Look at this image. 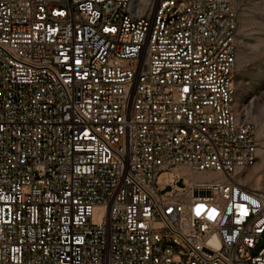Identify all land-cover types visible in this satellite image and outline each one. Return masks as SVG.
Instances as JSON below:
<instances>
[{
	"label": "built area",
	"instance_id": "built-area-1",
	"mask_svg": "<svg viewBox=\"0 0 264 264\" xmlns=\"http://www.w3.org/2000/svg\"><path fill=\"white\" fill-rule=\"evenodd\" d=\"M236 32L231 0H0V264H264Z\"/></svg>",
	"mask_w": 264,
	"mask_h": 264
},
{
	"label": "rangeland",
	"instance_id": "rangeland-1",
	"mask_svg": "<svg viewBox=\"0 0 264 264\" xmlns=\"http://www.w3.org/2000/svg\"><path fill=\"white\" fill-rule=\"evenodd\" d=\"M231 1L236 9L237 19L236 111L255 124L258 143L255 164L246 168L238 179L250 188L259 185V189H264V0ZM248 172H251V177L241 180ZM258 175L259 180H256ZM202 177L204 176L197 175L195 179ZM176 180L171 170H161L157 175L156 185L158 188L167 184L175 185ZM187 182L185 178L184 185ZM263 244L264 234L259 246Z\"/></svg>",
	"mask_w": 264,
	"mask_h": 264
},
{
	"label": "bare ground",
	"instance_id": "bare-ground-1",
	"mask_svg": "<svg viewBox=\"0 0 264 264\" xmlns=\"http://www.w3.org/2000/svg\"><path fill=\"white\" fill-rule=\"evenodd\" d=\"M255 168H256V167H255ZM253 173H254V172H253ZM259 176H260V175L256 176V180H259ZM250 177H251V172H248V173L245 174V177L241 178V180H246L245 178H250ZM257 182H258V181H257ZM256 184H257V183H256ZM258 184H259V183H258ZM255 188H258V189H259L260 187H259V185H256Z\"/></svg>",
	"mask_w": 264,
	"mask_h": 264
},
{
	"label": "water",
	"instance_id": "water-1",
	"mask_svg": "<svg viewBox=\"0 0 264 264\" xmlns=\"http://www.w3.org/2000/svg\"><path fill=\"white\" fill-rule=\"evenodd\" d=\"M176 184L178 186H180V187L183 186V183L181 182V179H178L177 182H176ZM169 189H170V187L169 186H166L165 189L161 190V193H164L165 191H168Z\"/></svg>",
	"mask_w": 264,
	"mask_h": 264
}]
</instances>
